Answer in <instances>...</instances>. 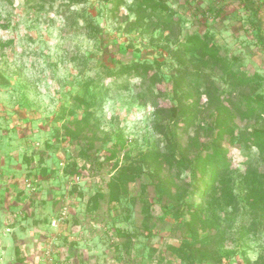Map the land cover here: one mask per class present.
I'll use <instances>...</instances> for the list:
<instances>
[{"label":"rangeland","instance_id":"374dc122","mask_svg":"<svg viewBox=\"0 0 264 264\" xmlns=\"http://www.w3.org/2000/svg\"><path fill=\"white\" fill-rule=\"evenodd\" d=\"M259 107L264 0H0L6 264H264Z\"/></svg>","mask_w":264,"mask_h":264},{"label":"trees","instance_id":"16d2710c","mask_svg":"<svg viewBox=\"0 0 264 264\" xmlns=\"http://www.w3.org/2000/svg\"><path fill=\"white\" fill-rule=\"evenodd\" d=\"M239 1H244V0H239ZM255 32H256V35L259 37L260 35H258V31L256 30ZM259 40H260V37H259ZM195 47L201 48L202 45L196 44ZM137 69H138V66H137ZM158 109L160 110L161 114L171 115L175 119L179 118L180 114L183 111V109L180 106H174V105L170 106V107H161V108L159 107ZM256 109H257V106L255 105L251 111L255 112ZM258 110H261L264 113V107H261V108L259 107ZM193 120H194V117H193V115H191V118L188 119V121H186V124H187L186 126L188 127L190 124H192ZM217 128L219 129V131H218V134L216 135V138L214 140V145H216V146H214V147H209V146L203 147L204 150H208L210 148H215V152H216L215 154H217V156H222L221 160H217V159L214 160V164L211 168V173H213V174H221L222 172L224 173L227 170L226 168L230 164V162L226 158V150L221 149V148L219 149V146H217V144H216V142L223 139L224 134L227 133V129H223V127H221L220 124ZM251 140H252V142H255L257 144L259 151L262 154H264V133H258L256 135H254ZM171 142L176 143L174 135L171 136ZM219 150H220V152H219ZM224 153H225V156H224ZM116 156H117V151H114L110 157V160L116 159ZM210 158H213V157L211 155H200L197 158L196 163L200 167H203L206 164H208ZM121 172L123 173V175H121ZM121 172L118 176L113 178L112 182H110L108 184V186H107L108 187L107 188L108 194L112 193L114 187H117V183L122 181V176H124L126 169L123 167ZM67 173L70 175L69 171H67ZM193 214H197V211L193 212ZM119 233H120L119 236H124V233H122V231H119Z\"/></svg>","mask_w":264,"mask_h":264},{"label":"built area","instance_id":"2783aa9c","mask_svg":"<svg viewBox=\"0 0 264 264\" xmlns=\"http://www.w3.org/2000/svg\"><path fill=\"white\" fill-rule=\"evenodd\" d=\"M63 216H65V215L63 214ZM4 253H5V251H1V252H0V261H1L2 263H5V264H6V262H5V258H4Z\"/></svg>","mask_w":264,"mask_h":264}]
</instances>
